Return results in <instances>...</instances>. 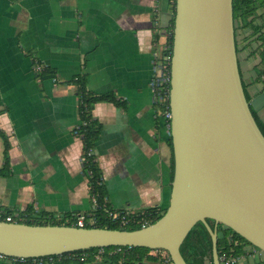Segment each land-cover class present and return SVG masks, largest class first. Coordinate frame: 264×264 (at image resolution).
Segmentation results:
<instances>
[{"label":"crops","instance_id":"1","mask_svg":"<svg viewBox=\"0 0 264 264\" xmlns=\"http://www.w3.org/2000/svg\"><path fill=\"white\" fill-rule=\"evenodd\" d=\"M171 16L170 0H0V130L11 165L9 174L0 173V214L23 222L94 215L83 139L75 131L78 88L70 80L78 74L86 75L90 91H111L124 101H98L92 109L102 125L94 151L110 206L136 213L168 206L170 132L154 106L150 79ZM235 29L242 81L258 93L264 45L242 18ZM35 58L57 78L37 77ZM257 115L264 123V107ZM3 149L0 131V168Z\"/></svg>","mask_w":264,"mask_h":264},{"label":"water","instance_id":"2","mask_svg":"<svg viewBox=\"0 0 264 264\" xmlns=\"http://www.w3.org/2000/svg\"><path fill=\"white\" fill-rule=\"evenodd\" d=\"M248 94L238 62L233 0H175L174 177L164 214L134 229L0 219V251L34 257L132 245L164 248L174 264H188L181 246L203 221L212 235L215 264H220L219 223L264 252V133L254 115L264 107V89ZM247 259L246 264H264L257 255Z\"/></svg>","mask_w":264,"mask_h":264},{"label":"trees","instance_id":"3","mask_svg":"<svg viewBox=\"0 0 264 264\" xmlns=\"http://www.w3.org/2000/svg\"><path fill=\"white\" fill-rule=\"evenodd\" d=\"M172 16L167 27V30L170 32L168 35V41L173 45V28H174V14H175V0H170ZM262 8L261 11H259ZM233 11L235 21L238 18L243 19L244 25H249L253 29V34H256V37L261 40V45H264V0H233ZM257 18H261V21H258ZM238 51V47H237ZM261 62L264 67V48L260 51ZM42 64L41 69L37 70V65ZM33 68L41 80L52 76L55 79L56 73L54 70L47 65L42 60L37 58L33 61ZM264 70V68H263ZM263 72V71H262ZM70 82H73L77 85L78 93V106L80 114V124L75 128L76 133L81 135L83 139V169L89 178V185L92 195L97 196L98 203L95 204L94 215L97 217V222L95 224H86L85 226H101V227H110V228H128L134 229L142 226L140 222H130L127 224H121L116 220H112L108 216V209L112 208L109 204V199L107 191L105 188L104 178L101 166L97 161L95 154V143L98 140L101 133V122L93 115L92 109L96 102L98 101H112L116 104H123L124 101L120 100L114 92L107 91L101 93H94L87 88L86 84V75L78 74L74 76ZM245 89L248 90L247 86L244 84ZM256 120L264 133V123L258 118L257 111H254ZM1 131V134L4 138V162L3 166L0 168V173L7 175L11 171L10 165V154H9V141ZM168 143L171 148V159H170V182L174 177V155H173V144L171 134L168 137ZM30 209V207H29ZM167 207H150L143 212H139V218H145L149 223L156 221L160 218ZM42 215V214H41ZM0 219H5L4 214H0ZM76 217L66 220L65 218L56 219L51 216L49 218H43V216H38L34 219H26L24 222L28 223H50V224H75ZM20 221V220H19ZM211 226L215 227V222L212 219H208ZM223 225V229H219L218 224V240H217V250L219 256L222 254L228 255H240L244 252V240L242 235L234 231L232 228ZM227 229L230 230V233L227 232ZM93 248V247H92ZM151 248L144 246H132L131 251L122 261V264H144L145 258L152 261H157V254L150 253ZM181 251L184 254L188 264H207L206 258L210 259L209 264H214V255H213V239L210 231L208 230L206 224L203 221H198L189 231L186 239L184 240ZM71 260L65 259L59 263H69ZM104 261H108L104 259ZM111 262H117V255L113 256L110 260ZM80 262V261H79ZM83 263V262H81ZM25 264H29L26 262ZM171 264H174L171 259Z\"/></svg>","mask_w":264,"mask_h":264},{"label":"built area","instance_id":"4","mask_svg":"<svg viewBox=\"0 0 264 264\" xmlns=\"http://www.w3.org/2000/svg\"><path fill=\"white\" fill-rule=\"evenodd\" d=\"M167 33L170 34L169 31ZM173 55V45L166 39L162 42L155 53L153 54V74L150 79V86L153 90V102L156 110L162 115L165 120V125L168 131L171 129L172 111L170 105V91H171V63ZM42 64L37 65V70L41 69ZM94 204L98 203L97 196L91 195ZM108 216L112 220H116L121 224L130 222H140L142 226L149 224L145 218H139V213L131 211L130 209H115L109 208ZM22 218V217H21ZM7 221H18L13 214L5 215ZM26 220V219H25ZM95 215H87L82 213L75 219L76 225L85 226L86 224H95L97 222ZM132 245H112V246H97L93 248L71 250L63 253L46 254L34 257H23L9 255L0 251V259H11L14 261L28 262L29 264H58L59 262L69 259L80 262L98 261L107 259L109 262L113 256L117 255V263L122 264V261L131 251ZM152 254H157L164 258L166 264H171V256L168 250L164 248H151ZM222 264H238L241 260V254L228 255L222 254L219 256Z\"/></svg>","mask_w":264,"mask_h":264},{"label":"rangeland","instance_id":"5","mask_svg":"<svg viewBox=\"0 0 264 264\" xmlns=\"http://www.w3.org/2000/svg\"><path fill=\"white\" fill-rule=\"evenodd\" d=\"M262 10V8L260 9V11ZM240 30V29H239ZM56 221H58V219H56ZM222 223H219V229L222 230L223 229V225H221ZM227 232L230 233V230L227 229ZM244 252L241 253V257L242 259H245V257H249V256H256V252H257V247L254 246L252 243H250L249 241L244 240ZM148 259L145 258V261H147ZM152 261V260H150ZM157 261H159L161 264H166L164 258L158 256ZM79 261L77 260H71L68 264H78Z\"/></svg>","mask_w":264,"mask_h":264},{"label":"flooded vegetation","instance_id":"6","mask_svg":"<svg viewBox=\"0 0 264 264\" xmlns=\"http://www.w3.org/2000/svg\"><path fill=\"white\" fill-rule=\"evenodd\" d=\"M247 90H248V92H250L249 91V89L247 88ZM257 252H256V255L262 260V261H264V252L261 250V249H259L258 247H257Z\"/></svg>","mask_w":264,"mask_h":264}]
</instances>
